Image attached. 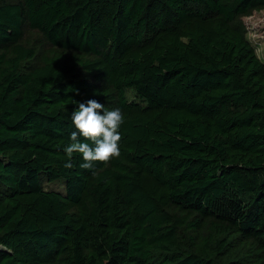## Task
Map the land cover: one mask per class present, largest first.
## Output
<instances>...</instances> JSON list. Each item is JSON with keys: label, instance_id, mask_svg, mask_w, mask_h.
I'll return each mask as SVG.
<instances>
[{"label": "trees", "instance_id": "1", "mask_svg": "<svg viewBox=\"0 0 264 264\" xmlns=\"http://www.w3.org/2000/svg\"><path fill=\"white\" fill-rule=\"evenodd\" d=\"M261 11L0 0V264H264ZM89 99L121 110L120 155L66 168Z\"/></svg>", "mask_w": 264, "mask_h": 264}, {"label": "clouds", "instance_id": "2", "mask_svg": "<svg viewBox=\"0 0 264 264\" xmlns=\"http://www.w3.org/2000/svg\"><path fill=\"white\" fill-rule=\"evenodd\" d=\"M78 106L72 111L71 121L76 131L70 134V143L64 148L68 156L66 168H72L73 154L82 155L80 168L91 170L95 162H108L120 155L119 129L123 123V114L119 108L106 110L104 104L95 99L75 102ZM83 137L87 142H82Z\"/></svg>", "mask_w": 264, "mask_h": 264}, {"label": "rangeland", "instance_id": "3", "mask_svg": "<svg viewBox=\"0 0 264 264\" xmlns=\"http://www.w3.org/2000/svg\"><path fill=\"white\" fill-rule=\"evenodd\" d=\"M247 28V38L255 48L258 57L264 62V11L254 12L250 17L242 19ZM129 97L133 98L130 91ZM47 190L64 191V184L61 182L45 183Z\"/></svg>", "mask_w": 264, "mask_h": 264}]
</instances>
